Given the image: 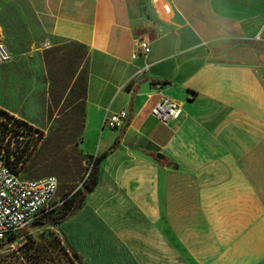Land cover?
<instances>
[{"label":"crops","instance_id":"1","mask_svg":"<svg viewBox=\"0 0 264 264\" xmlns=\"http://www.w3.org/2000/svg\"><path fill=\"white\" fill-rule=\"evenodd\" d=\"M24 1L18 33L0 26V41L27 72L0 66L14 99L0 109L38 129L54 105L75 103L87 154L109 152L84 208L61 225L66 251L106 264L83 251L99 247L85 232L103 214L123 224L109 235L123 241L107 252L113 264H135L121 253L146 256L138 264H264V50L251 46L264 44V0ZM142 38L147 56L136 53ZM164 95L182 104L168 125L152 115ZM120 110L123 126L103 125Z\"/></svg>","mask_w":264,"mask_h":264},{"label":"rangeland","instance_id":"2","mask_svg":"<svg viewBox=\"0 0 264 264\" xmlns=\"http://www.w3.org/2000/svg\"><path fill=\"white\" fill-rule=\"evenodd\" d=\"M26 7L27 5L24 0L0 2V26L4 27V29H1V32L5 36L13 32V30L18 33V29H14V27H17V16L13 12L20 8L25 9ZM11 14H14V16ZM251 46L253 49L258 48V50H264V44ZM19 51L20 53L25 52V49L17 46L16 52ZM16 59L18 60L17 62ZM11 65L16 66V68L14 66L10 68L20 70L22 74L27 72L26 58L17 56L15 59L12 58L11 62L5 66ZM5 66H2V68ZM3 85L6 86L8 84H5L0 79V99L3 103L13 104V97L1 92ZM26 97L25 95L20 96L21 99H24V102L21 104L22 111L26 110ZM39 97L41 100L42 95ZM75 106V103H69L67 106L63 104L61 107L58 104L56 106L54 105L50 109L46 124L38 129L32 128L37 144L33 154L27 157V163L20 165L21 170L30 174L28 176L29 179H39L46 176H54L57 178L58 190L52 203L56 207L53 210L61 208V205H58L59 202H64L74 195L76 191L83 189V183L88 177L93 157H96L87 154L85 149H87L88 144L85 143L83 147L81 114L79 111L74 110ZM2 140L5 144H9L10 149L14 153L20 152L21 148L19 147L24 145L22 139H18L20 143H17L16 140L9 138L8 135L5 137L2 136ZM26 156L27 154L25 158ZM85 202L82 209L84 208ZM79 213L80 210L74 215H78ZM101 215L102 221L96 222L95 228L90 232H85L88 234V237L91 236L97 239L99 247L96 249H83L86 254L84 256L85 259H88L89 255H94L96 251L104 252L105 255H94L95 258H102L106 264H113V260L107 256V252L109 250H115L116 244L119 247L123 241L110 240L109 235L111 232L114 233L113 230H120L123 224L113 223L109 217L103 214ZM82 220L87 221L88 219L82 217ZM25 230L18 234L19 237L12 244L11 242H6L1 248L0 264H8L9 262L11 264L12 262L13 264H81L79 257H74L70 251H66L68 245L62 237L61 226L54 227L46 224L37 227L29 226ZM109 241L110 244L107 246L105 242ZM88 250H91L92 253L90 251L87 253ZM10 253L11 256L9 255ZM118 256H121V258H117L120 262H123V259H130L131 257L135 264L139 263L140 258L142 262L146 258L143 255L128 256L123 253Z\"/></svg>","mask_w":264,"mask_h":264},{"label":"built area","instance_id":"3","mask_svg":"<svg viewBox=\"0 0 264 264\" xmlns=\"http://www.w3.org/2000/svg\"><path fill=\"white\" fill-rule=\"evenodd\" d=\"M151 51L147 39L136 40V53L147 56ZM12 59L7 47L0 41V66ZM152 115L162 124L168 125L182 115V104L177 100L162 96L152 109ZM3 119H0L2 121ZM128 121V112L120 110L110 116H105L103 125L110 129H118ZM12 124H8L10 127ZM31 128V130H29ZM22 135L25 134L31 141L28 150L35 147V133L31 126L16 125ZM28 131V132H27ZM10 136V134H8ZM2 139L0 133V140ZM0 251L13 234H18L31 226L43 215L55 209L53 200L58 190V180L54 176L39 179H25L21 172H16L5 161V144L0 142ZM19 167L17 168H20ZM59 202L58 205H62Z\"/></svg>","mask_w":264,"mask_h":264},{"label":"trees","instance_id":"4","mask_svg":"<svg viewBox=\"0 0 264 264\" xmlns=\"http://www.w3.org/2000/svg\"><path fill=\"white\" fill-rule=\"evenodd\" d=\"M129 86V85H128ZM127 86V87H128ZM0 133L3 137L10 134L9 138L16 140L17 143H20L17 138L22 135L18 130L15 129L16 125H23L27 127V124L21 120H17L13 118V116L9 115L7 112L0 109ZM8 124H12L10 127ZM31 130V128L29 129ZM28 132V131H27ZM3 140L1 139L0 142ZM22 141L24 145L20 146V152L14 153L9 144L5 146V161L7 165L11 166L12 169H15L16 172H21V177L25 179H29L28 176L30 174L25 173L24 170H21L19 164L25 165L27 163V157L33 154V151L36 147L32 150H28L29 142L31 141L25 134L22 136ZM37 141L35 140V144ZM116 143L114 144L113 148H115ZM1 148V145H0ZM27 154L26 158L25 155ZM109 152H105L100 156L93 157V162L90 167V171L88 177L84 180L83 189L78 190L72 195L69 199L65 200L61 208L58 210H52L51 212L43 215L37 221H35L30 227H37L43 225H51L54 227H60L65 221H67L71 216H73L77 211L82 209V206L88 196L96 187L98 183V172H99V165L100 163L108 156ZM31 179V178H30ZM27 229V228H26ZM26 231V230H25ZM19 234V233H18ZM18 234H13L8 242L11 244L19 237ZM8 255V254H7ZM11 256V253L9 254ZM74 257H78V254L75 252L72 253ZM8 264H11L10 262ZM13 264V262H12Z\"/></svg>","mask_w":264,"mask_h":264},{"label":"water","instance_id":"5","mask_svg":"<svg viewBox=\"0 0 264 264\" xmlns=\"http://www.w3.org/2000/svg\"><path fill=\"white\" fill-rule=\"evenodd\" d=\"M157 158L162 159V156L160 154L157 155Z\"/></svg>","mask_w":264,"mask_h":264}]
</instances>
